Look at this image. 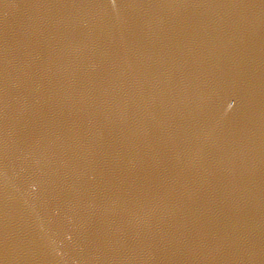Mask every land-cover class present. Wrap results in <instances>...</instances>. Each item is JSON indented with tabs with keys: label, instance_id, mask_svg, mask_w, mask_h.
Segmentation results:
<instances>
[{
	"label": "water",
	"instance_id": "water-1",
	"mask_svg": "<svg viewBox=\"0 0 264 264\" xmlns=\"http://www.w3.org/2000/svg\"><path fill=\"white\" fill-rule=\"evenodd\" d=\"M0 264H264V0H0Z\"/></svg>",
	"mask_w": 264,
	"mask_h": 264
}]
</instances>
